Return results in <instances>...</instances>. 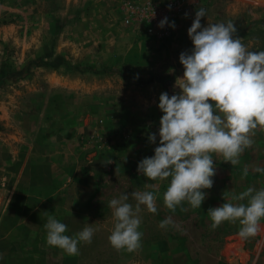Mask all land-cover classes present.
Instances as JSON below:
<instances>
[{
    "label": "rangeland",
    "instance_id": "1",
    "mask_svg": "<svg viewBox=\"0 0 264 264\" xmlns=\"http://www.w3.org/2000/svg\"><path fill=\"white\" fill-rule=\"evenodd\" d=\"M200 6L203 25L233 21L250 49L264 51V0H0V198L17 195L21 216L35 220L18 224L15 239L0 237V264H264V218L255 236L241 238L238 221L212 230L207 213L226 190L264 187V174L253 171L264 167V128L237 166L214 157L201 208L184 202L188 211L171 212L163 198L170 178L137 171L159 145L160 94L180 91L179 55L193 47L188 28ZM165 17L176 27H159ZM144 190L156 192L157 212L141 206L142 247L118 251L108 239V203ZM49 213L69 236L92 224V242L80 243L77 255L47 245ZM169 216L178 227L160 228Z\"/></svg>",
    "mask_w": 264,
    "mask_h": 264
},
{
    "label": "clouds",
    "instance_id": "2",
    "mask_svg": "<svg viewBox=\"0 0 264 264\" xmlns=\"http://www.w3.org/2000/svg\"><path fill=\"white\" fill-rule=\"evenodd\" d=\"M203 17H207V10L200 6L188 28L193 47L179 55L184 74L176 78L174 88L180 91L171 96L167 91L160 94L158 107L163 115L159 145L153 156L139 161L137 169L151 181L170 178L163 198L173 213L178 206L188 211L184 202L193 209L201 208L208 195L204 189L214 185V157L222 155L221 161L237 166L240 156L255 143L254 130L264 128V51L250 49L237 35L233 21L203 25ZM165 25H169L167 17L158 26ZM169 26L175 28V22ZM148 140L155 144L157 133H149ZM253 171L264 174V167H254ZM248 173L249 166L245 165L242 174ZM155 187L145 185L146 189ZM156 199L155 191L144 190L122 193L109 201L115 224L108 239L116 250L134 252L142 247L139 212L141 206H146L155 214ZM223 201L207 211L212 221L210 228L238 221L241 238L255 236L264 218V187H248L239 194L226 190ZM169 226L178 227L171 216L159 224L162 229ZM44 228L47 245L68 255H77L79 244H90L97 231L92 224H86L72 236L66 235L68 226L50 213Z\"/></svg>",
    "mask_w": 264,
    "mask_h": 264
},
{
    "label": "crops",
    "instance_id": "3",
    "mask_svg": "<svg viewBox=\"0 0 264 264\" xmlns=\"http://www.w3.org/2000/svg\"><path fill=\"white\" fill-rule=\"evenodd\" d=\"M17 154L23 155L24 153L17 152ZM28 195L31 196L30 193ZM74 195L75 194H71L67 198L72 199ZM33 199H34V203L36 202L37 204L33 205L34 208H33V211H30V215L34 213V209L36 207L37 209H39V205L41 203L39 200L40 196H38V198H33ZM29 207H32V206H29ZM28 211L29 209L25 207V212H28ZM21 215L22 214L20 212V208L17 209V195H15V199L13 198L10 200L0 198V237L2 238L1 241L7 242L11 239H15V235H17V225L18 224L20 223L30 224V228H31L33 223H35V220H33V216H21ZM1 247H3V244H1Z\"/></svg>",
    "mask_w": 264,
    "mask_h": 264
}]
</instances>
